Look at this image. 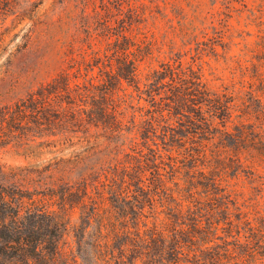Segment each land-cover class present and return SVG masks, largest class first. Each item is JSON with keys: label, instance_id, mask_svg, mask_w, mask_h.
<instances>
[{"label": "trees", "instance_id": "trees-1", "mask_svg": "<svg viewBox=\"0 0 264 264\" xmlns=\"http://www.w3.org/2000/svg\"><path fill=\"white\" fill-rule=\"evenodd\" d=\"M18 1L0 0V30ZM49 1L59 0H37ZM159 1L177 0H70L66 20L80 8L99 23L111 15L108 35H91L105 40V51L85 60L72 41L66 70L0 107V142L11 139L18 154L73 149L41 172L18 170L28 181H0V264H264V61L238 60L239 81L213 91L194 59L185 64L181 51H163L154 31L138 27L135 19ZM11 32L2 30L0 47ZM203 44L215 55L212 42ZM165 110L178 126L159 140L177 143L183 160L166 163L152 139ZM133 135L152 142L151 157ZM128 143L137 156L125 152ZM243 168L248 193L234 191Z\"/></svg>", "mask_w": 264, "mask_h": 264}, {"label": "rangeland", "instance_id": "rangeland-1", "mask_svg": "<svg viewBox=\"0 0 264 264\" xmlns=\"http://www.w3.org/2000/svg\"><path fill=\"white\" fill-rule=\"evenodd\" d=\"M197 1L177 0L167 7L160 1L154 2L144 11L143 16L135 20L138 27L146 28L145 32H155L158 47L163 51L167 53L172 49L175 53L181 51L185 64L195 60L201 65L210 88L220 92L223 91L221 88L223 84L227 87L232 79L239 81L240 78H234L232 74L235 72L233 70L235 62L247 59L249 67L264 61V15L259 12L257 0H213L216 1L215 6L211 5L214 2L210 0L196 7ZM16 4L9 11L11 16L7 20L6 27L4 26L12 32L0 47V107L11 106L27 98L40 84L51 81L66 70L68 64L65 53L70 55L72 52V41L75 42V54L83 48L81 53L85 52V54L82 56L86 57L85 60H89L92 49L103 53L106 48L104 39L94 41L95 37L91 38L93 29H100L101 35L109 33L107 29H103V25L106 21L110 25L111 15L102 13L99 23L97 19L84 15L80 8L74 20H66L65 10L70 0H59L56 5L51 6L52 8L50 7L52 1L40 6L37 0H20ZM150 10L153 11L154 16L149 14ZM17 13L21 18L14 21ZM114 14L117 15L115 10ZM6 17V15L0 17V25H3ZM115 17L114 15V20ZM5 28H1L0 33ZM211 42L215 45V55L209 53L203 44L209 43L211 46ZM189 43L190 46H185ZM196 43L201 44L200 50L204 49L200 57L196 56ZM189 49L193 50L192 54L186 56ZM163 61L165 62V58L161 57L154 61L152 67L157 68ZM211 73H214L213 76H210ZM248 101L249 104L253 103L251 98ZM142 106L147 111L154 110L147 102L142 101ZM171 116L169 110L155 115V129L159 137L152 136V139L159 144V150L166 163L169 162V157L184 159L183 152H180L182 155L178 154L181 149L177 143L163 146V139L159 140L160 135L166 133L168 127L178 126L175 123L177 120H173ZM144 119L147 120L149 117ZM132 137H137L136 142L142 144L140 151L143 150L148 157L153 155L147 150L149 147L156 149L152 142L146 144V140H142L139 135ZM10 140L0 142L2 143L0 144V181H10L16 174H19L16 177L17 182L28 181L25 179L27 173L21 174L18 170L32 168L33 171L41 172L54 163L55 158L57 160L69 158L73 150L70 148L57 155L42 153L38 157H26L20 155L21 153L18 154V149L9 146ZM125 152L137 156L131 152L130 143L125 147ZM243 169L245 170L240 174L239 180L233 182L234 191L238 193H248V187L251 188L248 184L249 169ZM28 191L33 192V189ZM83 264H93V260L87 258Z\"/></svg>", "mask_w": 264, "mask_h": 264}]
</instances>
